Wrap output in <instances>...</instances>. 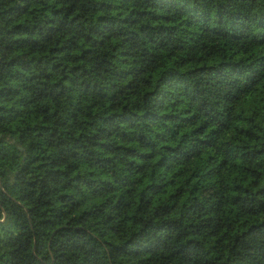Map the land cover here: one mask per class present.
<instances>
[{
  "label": "trees",
  "instance_id": "obj_1",
  "mask_svg": "<svg viewBox=\"0 0 264 264\" xmlns=\"http://www.w3.org/2000/svg\"><path fill=\"white\" fill-rule=\"evenodd\" d=\"M0 264H264V0H0Z\"/></svg>",
  "mask_w": 264,
  "mask_h": 264
},
{
  "label": "water",
  "instance_id": "obj_2",
  "mask_svg": "<svg viewBox=\"0 0 264 264\" xmlns=\"http://www.w3.org/2000/svg\"><path fill=\"white\" fill-rule=\"evenodd\" d=\"M2 216L4 217V213L2 212ZM2 220V219H1Z\"/></svg>",
  "mask_w": 264,
  "mask_h": 264
}]
</instances>
